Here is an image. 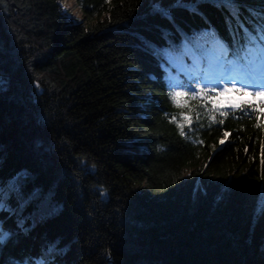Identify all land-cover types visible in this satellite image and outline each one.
<instances>
[{
	"label": "trees",
	"instance_id": "16d2710c",
	"mask_svg": "<svg viewBox=\"0 0 264 264\" xmlns=\"http://www.w3.org/2000/svg\"><path fill=\"white\" fill-rule=\"evenodd\" d=\"M180 2L0 0V264H264V131L237 113L193 144L165 117L195 115L204 30L231 44L264 0Z\"/></svg>",
	"mask_w": 264,
	"mask_h": 264
},
{
	"label": "snow or ice",
	"instance_id": "6c2138e0",
	"mask_svg": "<svg viewBox=\"0 0 264 264\" xmlns=\"http://www.w3.org/2000/svg\"><path fill=\"white\" fill-rule=\"evenodd\" d=\"M57 2L60 3V0ZM212 3L213 6L227 10L231 18L238 19L240 5L237 0H212ZM81 6H83L82 0ZM177 6L187 7L182 5L180 0H177ZM61 11L67 15V9L63 5ZM157 11L167 16L165 9L158 7ZM257 19L261 22L254 32H249L240 25L243 35L239 40H233L231 44L224 42L214 28L209 27L204 30L202 38L209 42L213 54L207 59V70L202 72L200 77L194 78V81L187 82V91L184 93L189 99L200 100L195 115L181 112L180 119L186 123H177L176 114H165V117L172 116L169 122L176 124L178 134L193 144H203L202 139L192 135L195 131L193 124L198 125L199 128L205 126L210 128L214 124H224L225 118L230 115L235 116L237 113L254 119L256 123L252 125L253 128L264 131V15H258ZM169 87L173 89L168 94L170 103L174 107H180V101L176 98L181 93L175 91V87H185V85H169ZM225 94H234V98L218 103V98ZM184 103L187 104V100ZM191 112L192 109L189 108V113ZM202 117L207 124L201 123ZM229 136L230 133L225 131L224 139L220 140L219 144L223 145ZM261 143L264 144V141ZM3 207V198L0 196V208ZM9 236V232L0 229V246L4 245Z\"/></svg>",
	"mask_w": 264,
	"mask_h": 264
},
{
	"label": "rangeland",
	"instance_id": "374dc122",
	"mask_svg": "<svg viewBox=\"0 0 264 264\" xmlns=\"http://www.w3.org/2000/svg\"><path fill=\"white\" fill-rule=\"evenodd\" d=\"M60 2L63 4L65 8H67L70 14H73L76 17H79L81 15L79 8L75 3V0H60Z\"/></svg>",
	"mask_w": 264,
	"mask_h": 264
}]
</instances>
